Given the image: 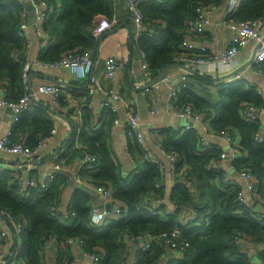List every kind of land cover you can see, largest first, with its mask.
<instances>
[{
	"label": "trees",
	"instance_id": "16d2710c",
	"mask_svg": "<svg viewBox=\"0 0 264 264\" xmlns=\"http://www.w3.org/2000/svg\"><path fill=\"white\" fill-rule=\"evenodd\" d=\"M51 14L44 23L50 36V43L41 53L43 62L56 61L67 51L80 49L95 50L98 40L92 35L94 18L105 15L112 18L116 12V0H48ZM226 0H162L140 3L145 21L161 20L159 33H146L134 43L145 53V60L151 77L169 64L178 62L181 43L185 35L186 22L197 17V10L203 4L223 5ZM24 6L15 0H0V85H5L12 99L25 93L23 83V56L25 41L18 35L21 12ZM228 20H264V0H241ZM252 70L264 75V61L252 66ZM75 84V82H74ZM84 85V84H83ZM198 86V88H197ZM215 92L211 91V88ZM83 89V90H82ZM73 90V95L85 101L87 88ZM198 91H205L206 96ZM36 110L23 114L12 127V140L25 139L28 146L34 147L48 135L54 127V119L48 116L45 105L39 100ZM251 104L264 109V96L258 86L247 79L233 82L213 81L211 76L188 75V86L179 94L175 106L191 104L204 115L210 124V133L234 131L240 136L242 156L233 162L236 171L248 170L257 182V198L264 202V142L255 140L263 127V122L247 121L241 115L243 104ZM70 106L63 94L59 99L60 113H66ZM81 125L71 120L73 134L67 145L66 162L90 154L94 157L91 167H83L79 174L92 184H105L111 189L113 198L122 203L128 213L121 219L108 220L101 228L91 225L90 210L94 206V194L85 185H76L68 213L57 214L62 195L61 176L46 191L34 190L21 196L15 180L7 172H0V212L10 215L14 221L25 220L21 230L20 244L17 246V264H48L45 254L53 248L57 264H67L71 259V247L65 246L68 239H82L84 250L101 256L98 264H126L130 253L126 237L129 235H152L158 239L151 249L138 251L134 264H161L166 260L163 233L176 227L182 228L177 242H187L188 246L178 259H167L166 264H252V257L243 248L244 238L259 247L257 256L264 263V214L255 207H245L239 203L238 195L242 186L238 180L232 184L225 181L224 171L211 167L221 157L222 147L214 146L200 151L202 138L195 129L178 132L174 128H161L158 143L165 152L177 155L173 174L176 184L170 192V199L177 207L169 214L163 201L166 195L165 172L158 164L145 158L146 151L129 139L127 150L132 158L141 161L134 171L125 173L121 163L112 155L111 135L114 112L104 110L97 119L84 106ZM80 145L79 147L76 144ZM183 172V174H182ZM64 179V180H63ZM158 207H154V202ZM191 209L188 223L180 217ZM54 238L51 247L46 240Z\"/></svg>",
	"mask_w": 264,
	"mask_h": 264
},
{
	"label": "built area",
	"instance_id": "2783aa9c",
	"mask_svg": "<svg viewBox=\"0 0 264 264\" xmlns=\"http://www.w3.org/2000/svg\"><path fill=\"white\" fill-rule=\"evenodd\" d=\"M17 4L24 6L25 10L21 12V22L18 27V35L25 41V50L23 56L24 73L23 83L25 93L17 98L12 99L10 92L5 85H0V109L9 110L12 114L14 123L18 122L20 117L25 113H30L36 110L38 106L39 96L46 95L51 98V103L59 105V99L64 94L70 106L65 107L63 115L66 119H72L81 125L82 108L88 106L94 116L97 110L94 108L93 101L98 93L104 95L101 101V108L114 112L115 116L112 124V131L118 127L125 130V134L129 139L135 141L140 146H144L146 138L142 129L141 115L136 108L134 102L127 98L122 86L118 84V76L120 68L123 66V60L120 56L111 55L104 61V67L101 74L94 72L93 50L80 49L70 50L62 54L61 58L56 61L43 62L40 59L34 60L31 57L32 38L30 36V24L28 20V7L34 12L35 21L32 24L35 30V37L39 41L42 48H46L50 43V36L44 29V23L48 20L52 6L48 0H15ZM146 1H162V0H124L127 10L131 14L132 21L135 26L133 39L137 40L140 36L146 33H159V27L163 24L161 20L145 21V17L140 10V3ZM241 0H226L225 14L226 18L237 10ZM220 8L217 4H203L197 10V17L186 22L185 35L181 43L182 52L178 56V62L186 66L192 67L204 75L215 77L224 76L236 70L239 66L247 62L250 56L241 58L243 51L247 49H257L254 54V61L260 63L264 61V20L252 19L245 21H234L225 19L229 28L232 30V36L229 41L221 49H214L211 42L208 40V31L213 24V16ZM119 21L116 14L109 18L105 15H97L93 21L92 35L96 40H99L108 30L116 27ZM143 57V69L147 80H152L150 76L148 64L145 60V53L141 51ZM241 58V59H240ZM33 65L42 69L49 70H65L69 72L76 80L87 81L88 85L87 99L80 102L74 95L70 87L59 83H43L37 88L31 90L30 72ZM253 65L247 67L252 68ZM246 68V69H247ZM245 69V70H246ZM244 70L236 75L221 80L224 82H233L239 79H246L243 74ZM190 71L185 70V73L176 82L171 80L169 75L163 74L158 80L152 84L143 86L145 94H148V108L152 115H158L165 106L174 107L178 117L186 121L183 126L184 131L191 130L195 125H200L207 130L204 115L196 111L191 104L176 107L175 102L179 94L188 86V75ZM165 91L164 102L162 103L161 92ZM263 109H258L251 104H243L241 115L247 121H256L259 118ZM101 119H95V123L99 125ZM12 128L6 131L5 135L0 138V172H7L8 175L14 178L18 193L21 196H27L34 190L41 192L49 189L52 184L66 172L71 171L70 163L66 162L67 152L61 154L60 149L63 146L64 138L60 136V128L54 124L51 132L41 138L37 145L30 147L26 144L25 139L12 140ZM200 151L209 149L214 146L212 141L214 138H222L229 144L228 150H222L221 157L211 165L212 168L218 171H224L225 181L232 184L235 179L239 178L243 182L242 192L238 195L239 203L245 207H255V211L264 214V202L259 200L256 194L257 182L253 175L248 170L238 171V177L232 175L226 170L228 165H233V162L242 156L240 150V141H236L228 131H221L219 134L208 133V136L201 137ZM255 140L259 143L264 142V125L256 134ZM128 145V144H127ZM77 147L78 143L76 144ZM215 146H218L215 144ZM214 146V147H215ZM128 148V147H127ZM60 149V150H59ZM57 154L52 156L55 151ZM163 150V149H162ZM164 151V150H163ZM165 160L158 158L150 153H146L145 158L158 164L165 171L169 166L172 169L177 158L173 152H165ZM52 156V157H51ZM47 160L48 164L43 165V168L36 167L37 162ZM80 169L74 174L73 181L78 185H85L96 192L105 206L98 208L93 206L90 210L91 225L95 228H101L108 220L121 219L127 216L124 205L113 198L110 188L105 184H92L82 179L79 171L83 167H91L94 157L90 154H84L80 157ZM183 174V172H182ZM176 176V174H174ZM67 179V180H66ZM66 181L70 178L66 177ZM106 204H111V209L107 210ZM158 202L154 207H158ZM70 205L68 206L69 210ZM177 207L168 208L169 214L176 211ZM55 213H64L58 207H53ZM10 216V215H9ZM11 217V216H10ZM191 217V215H190ZM13 220V218L11 217ZM25 220L19 218L13 220L14 233L20 234L24 227ZM182 228L176 227L171 232L163 233L160 237L164 240L165 248L169 251H175L179 255L183 254V250L188 246L187 242H177V238L182 235ZM12 232L9 229H0V264H17L18 250L16 245H12ZM126 242L129 248L137 246L140 253H144L151 249L152 245L158 242V239L152 235H129L126 237ZM236 240L247 242L246 239L236 237ZM47 246H51L54 242L53 237L46 240ZM74 244L79 245L80 253L83 258L82 264H98L101 256L97 253H89L84 250V241L82 239H68L65 246L72 247ZM12 259L10 260V258ZM10 260V261H9ZM9 261V262H8ZM264 264V263H260Z\"/></svg>",
	"mask_w": 264,
	"mask_h": 264
},
{
	"label": "crops",
	"instance_id": "0c3cea01",
	"mask_svg": "<svg viewBox=\"0 0 264 264\" xmlns=\"http://www.w3.org/2000/svg\"><path fill=\"white\" fill-rule=\"evenodd\" d=\"M57 5L61 4L60 0H55ZM116 17L118 18V25L116 27H120V29L115 33H108L110 30H113L114 28L108 30L105 34L106 36L102 40H98V48L99 51L97 52V47L93 51V58H94V72L96 74H101L103 67H104V61L107 57L111 55L117 54V56H120V58L123 60V66L120 68L119 76H118V84L122 86V89L127 96L128 99L132 100L140 112L141 115V122H142V129L145 134L146 143L144 146H141V148L146 151V153H150L158 158H161L162 160H165L164 151L162 150V146L158 143V132L161 128L165 127H171L174 128L178 132H185L183 126L185 125L186 121L176 114V110L174 107H168L165 106L164 102V95L165 91L161 92L162 95V103L164 105L163 110L158 115H152L148 108V94H145L143 86L145 84L149 83V80H147L144 69H143V57L140 48L134 43L133 41V32L135 30L134 23L131 18L130 12L127 10L124 0H116ZM220 8L213 16V24L211 25L209 31H208V40L211 42V45L214 49H221L224 47V45L229 41V39L232 36V30L229 28V26L224 23V20L226 19L225 14V7H226V1L223 5H219ZM29 20V18H28ZM30 36L33 40L31 45V57L34 60L39 59V56L41 53H43L46 48H42L39 41L35 37V30L34 27L31 25L30 28ZM104 34V35H105ZM254 49H247L242 52L241 58L245 56H250L253 53ZM240 58V59H241ZM180 64L179 62H176ZM185 68L176 65L172 68H170L165 75H169L171 77V80L173 82H176L180 79V77L185 73ZM243 74L245 75L247 80L249 82H252L258 86L259 91L262 93V84L264 83V75L255 72L252 70V68H247L244 70ZM30 75L32 78L30 79L32 88L35 90L39 84L43 83H59V82H68V87L71 88V90H78L77 93L81 94L79 89H82L88 85L87 81H79L76 80L69 72L65 70H49V69H42L37 67V65H33ZM75 82V84H74ZM60 84V83H59ZM84 84V85H83ZM198 88V86H197ZM83 90V89H82ZM212 92H215L214 89L211 88ZM199 95L206 96L205 91H198ZM104 95L102 93H98L96 97L94 98L93 105L94 108L97 110V114L94 116V120L99 117L102 112L101 108V101L103 99ZM39 100L45 105V108L47 110V114L49 117L54 119V124L60 128V136L61 138H64L66 140L67 136L69 135L70 131L73 130L72 122L66 119L63 116H60L50 110V108L54 109L56 112H59L57 109L59 108V105H54L51 103V98L46 95H40ZM40 102V101H38ZM60 113V112H59ZM62 114V113H61ZM63 115V114H62ZM260 120L264 124V109L259 115ZM102 120V119H101ZM14 121L12 120V114L9 110H2L0 109V138H2L6 131L13 127ZM101 125V123L99 124ZM207 130L203 129L200 125H195L191 129H195L198 132L199 137H206L208 136L210 124L206 123ZM233 138L236 141H240V136L237 131H234ZM64 140V142H65ZM214 144L222 147L223 150L229 149V144L227 141L223 140L222 138H214L212 140ZM64 144V143H63ZM111 150L112 155L121 163V166L123 167V171L125 173H129L131 171H134L136 169V166L141 163V161H136L132 158V156L129 154L127 150V144H128V138L125 134V130L122 127H118L112 131L111 135ZM67 147V146H66ZM66 147H64L61 150V154L63 155V152L66 151ZM79 159V158H78ZM48 164L47 160L43 162H37L36 167L43 168V165ZM71 171L66 172L64 174H61L62 178H70L68 182L64 181V184H62V195L60 197V201L58 204V208L61 209L65 214L68 213V206L71 205V199L72 195L75 191L76 184L73 181L74 174L80 169V160L75 159L71 164ZM226 170L230 172L232 175L238 177V172L232 165H228L226 167ZM165 188H166V195L164 198V202L167 205V208H173L175 205L172 203L170 199V192L174 185L176 184V181L178 178L174 176L172 173V169L167 166L165 169ZM63 179V180H64ZM67 180V179H66ZM238 185L243 186V182L241 179L237 178ZM90 191L93 192L94 198H93V204L95 207L102 208L105 206L103 202L101 201L100 196L94 192L92 188ZM157 201H155L153 204L156 205ZM194 214L192 213L191 209H187L185 214H183L180 217V221H182L183 224L188 223V218H190V215ZM0 229H9L12 232V245H16V233H14V228L8 223L7 221L0 219ZM19 244H20V237H19ZM243 248L247 253H251L252 256H257L259 247L252 245L249 242H243L242 243ZM51 247V246H49ZM128 253H130L128 261L126 264H134V262L138 258V248L135 247L127 248ZM56 251L51 248L47 249L45 251V254L48 257V264H57ZM167 254H171L170 258L178 259L182 255H179L175 251H169ZM71 259L67 262V264H82L83 258L80 253V247L77 244H74L71 247ZM162 261L161 264H166L167 259ZM258 263V262H257ZM252 264H256V262ZM260 264V262L258 263Z\"/></svg>",
	"mask_w": 264,
	"mask_h": 264
},
{
	"label": "water",
	"instance_id": "95a60500",
	"mask_svg": "<svg viewBox=\"0 0 264 264\" xmlns=\"http://www.w3.org/2000/svg\"><path fill=\"white\" fill-rule=\"evenodd\" d=\"M28 18H29V24L30 25H32L33 23H34V21H35V18H34V12H33V10L30 8V7H28ZM121 27V26H120ZM120 27H116V28H114L113 30H110V32H108V33H115V32H117L119 29H120ZM106 36V34L104 35H102V37L100 38V40H102L104 37ZM263 40H264V37H263ZM257 47H258V45L254 48V50H253V53H252V55H251V58L247 61V62H245L244 64H242L241 66H239L236 70H234V71H232V72H230L229 74H226V75H224V76H215V77H212V80L213 81H221V80H224V79H227V78H230V77H232V76H234V75H236L237 73H239V72H241V71H243V70H245L247 67H249V66H251V65H254L255 64V61H254V54H255V51H256V49H257ZM99 51V48L97 47V52ZM176 65H180V66H182V67H184L186 70H188V71H190V73L191 74H198V75H200V76H205L203 73H201V72H199V71H197L196 69H194V68H192V67H189V66H186V65H184V64H178V63H173V64H169V65H167V66H165L164 68H162L159 72H158V74H156V76L152 79V80H150V82L148 83V85L149 84H152V83H154L156 80H158L164 73H166L170 68H172V67H174V66H176ZM32 78V76L30 75V79ZM60 84H63V85H65V86H68L69 85V83L68 82H59ZM262 86V95L264 96V83L261 85ZM31 90H32V87H31ZM50 110L52 111V112H54V113H56V114H58V115H60V116H63V117H65L64 115H62L61 113H59V112H56L54 109H52V108H50ZM72 134H73V130H71L70 131V133H69V135L67 136V138H66V140H65V142H64V144H63V146L60 148V149H62L63 147H66L67 145H68V143H69V141H70V139H71V136H72ZM59 149V150H60ZM59 150H57V151H55V153L52 155V156H54L55 154H57L58 152H59ZM51 156V157H52ZM107 210H110L111 209V204H106V207H105ZM0 219H3V220H5V221H7L8 223H10V225L13 227V220L11 219V217L8 215V214H6V213H4V212H0ZM16 241H19V235L16 233ZM136 249H137V246H134ZM252 253V252H251ZM251 253H249V256L250 257H252V254ZM171 254H167V258H170L171 256H170ZM12 259V257L10 258V260ZM9 260V261H10ZM8 261V262H9Z\"/></svg>",
	"mask_w": 264,
	"mask_h": 264
},
{
	"label": "rangeland",
	"instance_id": "374dc122",
	"mask_svg": "<svg viewBox=\"0 0 264 264\" xmlns=\"http://www.w3.org/2000/svg\"><path fill=\"white\" fill-rule=\"evenodd\" d=\"M252 261H253V263L254 262H256V264H258L259 263V259H258V256H252ZM258 262V263H257Z\"/></svg>",
	"mask_w": 264,
	"mask_h": 264
}]
</instances>
